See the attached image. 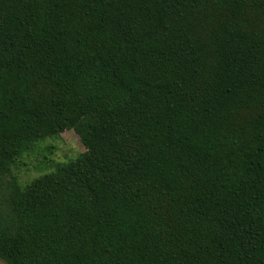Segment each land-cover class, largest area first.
I'll return each instance as SVG.
<instances>
[{"label": "trees", "instance_id": "trees-1", "mask_svg": "<svg viewBox=\"0 0 264 264\" xmlns=\"http://www.w3.org/2000/svg\"><path fill=\"white\" fill-rule=\"evenodd\" d=\"M0 262L264 264V0H0Z\"/></svg>", "mask_w": 264, "mask_h": 264}, {"label": "rangeland", "instance_id": "rangeland-1", "mask_svg": "<svg viewBox=\"0 0 264 264\" xmlns=\"http://www.w3.org/2000/svg\"><path fill=\"white\" fill-rule=\"evenodd\" d=\"M84 151L79 137L72 130H67L57 138L38 143L34 150L22 158L13 172L18 177L19 184L24 186L35 178L51 173L53 164L66 163Z\"/></svg>", "mask_w": 264, "mask_h": 264}]
</instances>
